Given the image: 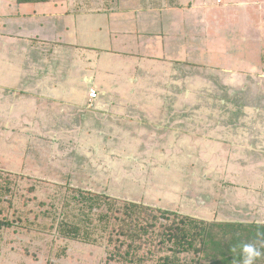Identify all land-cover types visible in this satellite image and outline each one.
Returning <instances> with one entry per match:
<instances>
[{
    "label": "rangeland",
    "instance_id": "obj_1",
    "mask_svg": "<svg viewBox=\"0 0 264 264\" xmlns=\"http://www.w3.org/2000/svg\"><path fill=\"white\" fill-rule=\"evenodd\" d=\"M227 2L198 8L194 22L204 23L208 33L225 26L223 36L227 31L236 37L231 44L200 42V61L210 68L224 73L221 56H232L230 79L202 80L195 122L182 119L170 127L179 129L178 137L163 131L141 136L138 125L129 141L100 142L103 135L69 125V117L60 116L58 127L34 121L39 110L29 95L23 96L21 121L15 115L6 122L0 89V220L15 223L0 227V264H157L171 252L147 242L135 250L143 260H130L123 257L127 236L115 231L109 243V220L124 215L125 200L208 221L264 223V0ZM222 42L232 51L218 59L211 54L219 53ZM193 132L200 133L196 147L188 143ZM80 190L98 196L94 205ZM68 227H77L79 236L64 234ZM189 257L194 254H180L181 263ZM201 261L213 263L209 257ZM252 264H264V257Z\"/></svg>",
    "mask_w": 264,
    "mask_h": 264
},
{
    "label": "crops",
    "instance_id": "obj_2",
    "mask_svg": "<svg viewBox=\"0 0 264 264\" xmlns=\"http://www.w3.org/2000/svg\"><path fill=\"white\" fill-rule=\"evenodd\" d=\"M197 2L198 6L193 0H0V89L6 94V122L15 115L21 121L23 96L29 95V104L39 110L32 114L34 121L58 127L60 116L69 117V125L103 135L100 142L129 141L132 127L138 125L144 128L141 136L152 138L163 131L178 137L179 129L170 127L188 119L184 100L195 99L202 80L230 79V55L221 56L224 73L210 68L200 61V42L216 46L222 39L231 44L232 33L223 36L225 26L217 32L214 26L208 33L204 23L194 22L198 8L228 2ZM219 45V53L211 54L215 58L232 51L226 43ZM92 88L98 97L88 106ZM125 127L131 128L123 134ZM192 134L189 145L199 146L195 140L200 133Z\"/></svg>",
    "mask_w": 264,
    "mask_h": 264
},
{
    "label": "trees",
    "instance_id": "obj_3",
    "mask_svg": "<svg viewBox=\"0 0 264 264\" xmlns=\"http://www.w3.org/2000/svg\"><path fill=\"white\" fill-rule=\"evenodd\" d=\"M44 1L48 0H17L18 3ZM234 39H236L235 36L230 38V41ZM260 63L261 66H264L263 57H261ZM200 91L201 89H196L195 99L184 100L185 116L188 120H191L193 113L199 109V107H195V103L200 96ZM224 99L221 100V103L226 104ZM233 111L238 113L240 110ZM79 192H81L80 197L84 201H89L91 206L94 205L97 195L92 196L81 190ZM81 194H85V196ZM122 214L124 215L114 216L109 220L111 225L109 243H112L115 231L127 236L130 241L123 257H130V260L132 257L143 260L144 257H140L135 253V250H139L147 242L155 244L158 248L157 251L171 252L161 255L157 264H202L201 259L205 257L211 258L212 264H252L264 257V223L248 220L208 221L180 215L169 209L150 208L143 203L131 200H125L123 203ZM14 225L15 223L7 218L0 220V227ZM59 227L65 229L67 226L65 227V224L61 222ZM79 233L77 227H68L64 234L78 237ZM137 241H139L138 244ZM182 253H192L194 257H189L187 263H181L180 254Z\"/></svg>",
    "mask_w": 264,
    "mask_h": 264
},
{
    "label": "built area",
    "instance_id": "obj_4",
    "mask_svg": "<svg viewBox=\"0 0 264 264\" xmlns=\"http://www.w3.org/2000/svg\"><path fill=\"white\" fill-rule=\"evenodd\" d=\"M210 3L214 5H223L224 3H226V0H211ZM97 97H98L97 89L95 88L90 89L88 93V106H93Z\"/></svg>",
    "mask_w": 264,
    "mask_h": 264
}]
</instances>
